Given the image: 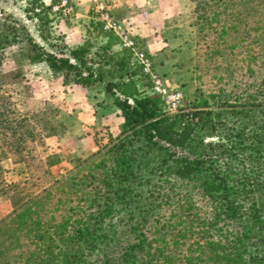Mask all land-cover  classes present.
Listing matches in <instances>:
<instances>
[{"label": "trees", "instance_id": "16d2710c", "mask_svg": "<svg viewBox=\"0 0 264 264\" xmlns=\"http://www.w3.org/2000/svg\"><path fill=\"white\" fill-rule=\"evenodd\" d=\"M196 1L199 68L211 66L218 34L238 24L244 43L252 27L259 31L264 0ZM27 4V17L42 31L49 22L43 1ZM221 17L227 22L218 29L213 22ZM12 45L64 83L91 89L103 82L123 122L116 135L102 133L106 144L78 162L66 182L49 171L59 157L39 152L42 132L51 130L47 113L20 112L0 95V161L24 163L33 188L11 194L19 184L0 188L12 203L0 221V264H264V200H254V192H264V77L241 96L233 92L237 74L231 82L221 78L211 97L240 120L224 137L217 132L223 121L212 120L210 109L194 112L198 121L177 130L161 99L147 93L130 54L111 52L110 41L101 48L108 53L102 64L113 68L108 80L100 67L84 64L88 48L67 49V56L64 47L48 52L1 9L0 55ZM213 135L216 142L205 141Z\"/></svg>", "mask_w": 264, "mask_h": 264}, {"label": "rangeland", "instance_id": "374dc122", "mask_svg": "<svg viewBox=\"0 0 264 264\" xmlns=\"http://www.w3.org/2000/svg\"><path fill=\"white\" fill-rule=\"evenodd\" d=\"M27 1L0 0V10L9 13L23 24L32 39L48 52L53 51L58 55V48L64 47L63 56H67V49L80 46L88 48L84 55V64L91 66L93 70L100 67L101 71L106 72L104 73L105 80L110 78L108 71L113 69L111 64L103 65L101 62L103 56H105L103 59L107 58L108 53L105 54L101 50L107 42H112L111 52L119 56L128 53L133 63L131 51L119 47L118 35L112 30L104 29L107 14L109 19L119 22L130 35L141 42L142 48L154 61L156 72L184 93L182 102L184 113L177 119V130H181L185 124L193 125L198 121V115H192L194 112L210 109L215 111L210 115L212 120L221 118L223 121V126L217 129L218 134L227 136L230 130L238 129L240 120L230 112H222L221 107L217 106L221 101L213 100L211 97L213 91L218 89L217 85L221 84V78L224 82H231L233 78L237 80L238 76L239 82L233 83V92L236 96H241L239 95L241 92L242 95L253 92L259 86V80L264 77V10L259 31L254 32L252 27L244 43L242 42V28L237 23V28L230 29L229 35L223 33L221 37V34H218L214 41L216 48L215 56H211V66L206 63V68H202L203 66L199 68L202 61L196 58L199 27L195 11L197 1L188 0L183 3L172 0L167 6H163L160 12L159 10L154 11L155 5H153L152 12H155L159 21L160 18L166 16L165 21L162 23L158 21L155 25H164L162 34L165 40L170 42L167 48L170 50V56L175 60L173 68L163 71L156 69L157 62L145 47L143 38L132 32L126 23L117 18L110 0H42L46 7L45 13L49 18L46 28L42 31L39 30L36 18L27 17L24 11L28 6ZM101 5L103 8L100 7ZM139 9L136 8L137 11L133 10L131 14L141 13ZM217 19L218 24L213 22V26L218 29L227 22L224 17ZM233 44L237 45L233 52L228 54ZM225 46L226 49L222 50L223 54H221V48ZM27 54L26 49L12 45L0 55V95L6 96L20 112L47 113L51 130H47L48 133L47 131L42 132V146L39 152L43 154L45 150L44 154H54L59 157V162L49 171L53 178L67 182L75 171L77 163L104 146L108 137L102 136L105 131L103 129L100 132L94 131L89 138L87 136L91 133L87 129L89 125L85 124L86 128L82 129L81 121L74 119L79 103L86 97L88 88L80 84L64 83L61 74L54 75L44 62L31 63ZM133 66L136 67L134 64ZM258 68H262V72L257 76ZM137 70L139 71V68ZM103 87V82H97L91 86V89L98 94L103 91ZM199 88H202V95L198 91ZM233 96L229 97L232 98L231 101H237ZM203 100L209 104L208 107L202 105ZM102 102H104L103 99ZM216 139V135H213V137H206L205 141L216 142ZM29 179L30 171L24 163L11 164L0 161V188L5 184L10 186L19 184L18 188L9 189V194L11 192H31L33 188L30 187L29 182L27 183ZM23 182L26 184L22 185ZM254 194L256 204H260L261 200H264V192H254ZM11 210V199L0 193V221Z\"/></svg>", "mask_w": 264, "mask_h": 264}, {"label": "crops", "instance_id": "0c3cea01", "mask_svg": "<svg viewBox=\"0 0 264 264\" xmlns=\"http://www.w3.org/2000/svg\"><path fill=\"white\" fill-rule=\"evenodd\" d=\"M114 13L117 18L122 20L128 25L130 30L134 33L139 34L145 43L147 50L154 56L157 70L169 71L173 68L175 60L170 55V50L167 48L169 41L165 40V36L162 30L164 25L156 24L159 20L152 12L153 5H155V10L159 12L163 6H167L172 0H110ZM186 3L188 0H177ZM139 9V12L132 15V11ZM127 11V12H126ZM137 10H135L136 12ZM127 14H126V13ZM164 18H160L161 23L165 21ZM159 21V22H160ZM156 27V28H155ZM155 28V29H154ZM159 29V30H158ZM171 47V46H170ZM86 91V90H85ZM93 89H87V95L79 103V109L77 110L76 120L81 121L82 129H85V124L89 125L87 128L91 133L87 134L89 138L95 132H100L101 130H108L112 135H116L120 129L123 122V118L119 110L111 102V100L104 94L103 91L93 93ZM90 93L92 95L90 96ZM97 94V95H95ZM102 99L104 102H102ZM11 163L10 160H5L3 163Z\"/></svg>", "mask_w": 264, "mask_h": 264}, {"label": "built area", "instance_id": "2783aa9c", "mask_svg": "<svg viewBox=\"0 0 264 264\" xmlns=\"http://www.w3.org/2000/svg\"><path fill=\"white\" fill-rule=\"evenodd\" d=\"M103 8V6H100ZM104 29L112 30L119 38V47L128 49L132 53L133 64L139 68L141 75L149 83L147 93L158 96L162 101L163 111L172 119H179L184 113L182 102L184 93L155 70L154 61L151 56L142 48L141 42L130 35L125 28L117 21L105 16Z\"/></svg>", "mask_w": 264, "mask_h": 264}]
</instances>
